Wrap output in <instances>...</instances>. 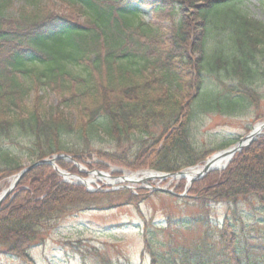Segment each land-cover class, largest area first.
I'll list each match as a JSON object with an SVG mask.
<instances>
[{
  "label": "trees",
  "instance_id": "obj_1",
  "mask_svg": "<svg viewBox=\"0 0 264 264\" xmlns=\"http://www.w3.org/2000/svg\"><path fill=\"white\" fill-rule=\"evenodd\" d=\"M27 1L13 8L11 0H0V183L23 168L9 145L25 148L32 161L78 155L85 150L69 149L65 136L77 134L87 145L101 130L120 143L135 139L130 156L98 152L133 170L177 172L204 162L215 149L200 148L192 132L208 70L231 82L221 79L224 99L208 91L202 110L235 113L243 101L258 103L264 23L244 14L237 0ZM139 6L150 7L156 22L142 20ZM211 25L226 35L209 55ZM43 87L56 92L58 105L45 108L38 95ZM225 102L233 108L226 110ZM67 109L77 110V122ZM104 195L63 182L50 164L39 165L25 172L1 205L0 245L30 260L42 224ZM188 197L201 207L194 221L202 225L210 224L212 204L237 207L254 197L264 214V136L237 152L220 173L194 182ZM229 211L217 226L220 251L201 246L172 258L153 253L152 264H264V244L246 237L245 243H254L244 245L242 218L235 208Z\"/></svg>",
  "mask_w": 264,
  "mask_h": 264
},
{
  "label": "rangeland",
  "instance_id": "obj_2",
  "mask_svg": "<svg viewBox=\"0 0 264 264\" xmlns=\"http://www.w3.org/2000/svg\"><path fill=\"white\" fill-rule=\"evenodd\" d=\"M52 1L60 4L58 0ZM10 3L13 8L29 4L27 0H11ZM237 3L244 14L264 23V0H237ZM139 12L140 18L145 22H156L157 18L150 7L139 6ZM216 21L217 19H214L215 23ZM222 32L223 30L217 29L216 25H211L207 38V54H212L221 37L226 35ZM262 65L264 66V61ZM81 69L76 68V72H81ZM221 79L227 84L231 82L216 71L208 70L205 73V93L196 100L199 110L195 115V127L193 128L195 130L192 132L196 138L195 143L200 148L209 151L215 149L204 161L209 160L212 155L219 153L222 149L234 145L238 140L240 141L257 124L264 123V82L257 87V92L260 94L258 103L243 101L241 107L240 105L235 106L237 110L235 113H229L227 110L229 107L233 108L231 102L221 104L227 112L218 108L217 110H202L208 91L214 95L219 94L220 99L227 97ZM40 90L38 95L44 97L45 108L50 109L51 106L58 105L59 98L56 92L48 87ZM208 99L212 97L208 96ZM66 113L74 122L78 121L77 110L67 109ZM65 137V145L69 149L85 150L84 153L75 155L77 156L75 160H78L82 168L81 174L85 178L91 177L90 172L94 170L110 173L113 178L115 177L114 179L124 174L142 176L144 172L157 171L149 167L133 170L121 162L107 159L111 155L112 158L130 156L135 150L133 146L136 144L135 139L120 143L110 139L102 130L100 136L92 134L87 145L79 139L77 134ZM18 141L21 145L28 142L24 139ZM226 144L228 145L224 146ZM8 147L13 154L21 158L23 168L32 163L25 148L17 144ZM99 151L105 152L106 156L109 155L107 157L99 155ZM79 157L82 158L78 159ZM63 161L69 166L59 165L62 169L73 174L80 173L75 162ZM216 171L220 173L222 170ZM17 174L7 176L1 181L0 193L10 187V183ZM60 178L62 180V177ZM68 184L80 185L72 182ZM82 186L87 191L86 186ZM152 187L168 188L182 194L187 189V180H176L170 177L164 180L156 178L151 180L150 186L142 182L121 181L109 184L104 179L96 181L93 183V189L91 188L88 192L105 194L100 200L79 207V210H74L73 213L55 216L42 224L40 237L29 249L30 260L8 254L4 252V246L0 245V264H152L153 253L160 257L172 258L177 251H182L181 249L194 251L192 249L201 246L204 250L210 247L213 249L212 253H217L220 251L216 238L217 226L219 223L222 224L224 215H227L230 208H235L242 218L240 222L243 227L240 226L243 230H240V233L244 245L254 243V241L245 243L246 237L256 238L260 245L264 244L262 239L264 214L256 198L242 200L236 204L237 207L225 203L212 204L209 213L210 224L202 225L194 221L195 217L201 216L203 211L201 207L195 205L192 198L154 191ZM187 193L189 194V191ZM130 197L133 200H130ZM229 214H231L230 211ZM184 221L190 222L187 224ZM146 237L149 239L150 246L146 245ZM248 249L250 250V247ZM249 253L253 251L250 250Z\"/></svg>",
  "mask_w": 264,
  "mask_h": 264
},
{
  "label": "water",
  "instance_id": "obj_3",
  "mask_svg": "<svg viewBox=\"0 0 264 264\" xmlns=\"http://www.w3.org/2000/svg\"><path fill=\"white\" fill-rule=\"evenodd\" d=\"M262 127H264V123L261 124ZM261 132L259 134H256V132L254 130H252L250 133H248L245 137L241 138L240 141H238L235 145L225 149V150H222L220 151L219 153H216L215 155L211 156L209 158V160L207 159L205 164H204V169L199 172V174H196V176H194L191 181L189 182L190 185L203 178L205 175H207L208 173H210L211 171L213 170H217V168L214 167L218 157H227L228 158V161L226 163V165L223 167L226 168L227 165L230 163V161L232 160L233 156L241 151L243 148L247 147L248 145H250L253 141H255L259 136L261 137ZM60 158H66L68 160H73L75 159L74 156L72 155H69V154H60L59 155H54V156H51V157H47V158H44V159H39L37 161H34L33 163L29 164L28 166L24 167V169H22L20 172H18V174L14 177V180L12 183H10V187L6 190H4L2 193H0V205H2V203L5 201V199L10 196V194H12L15 190V188L17 187L18 183L20 182V180L23 178L25 172H28L29 170L39 166V165H42V164H50L54 167L55 170H57L59 172V174L63 173V171H61V168L57 165L56 163V160H60ZM187 171V170H182V171H179L177 173H162V179H166L168 176H177V175H180L182 177L183 176V173ZM68 175L70 176H74L73 173H70V172H67ZM92 173H96L98 175H103L104 173L101 172V171H95V172H92ZM78 177V176H77ZM82 177V176H81ZM82 179H85V178H82ZM148 179H151V178H148ZM148 179L144 180V182H148ZM65 182H68L66 179H64ZM82 184H85L84 182H81ZM154 191H161V192H168V193H175L174 190H171V189H166V188H162V187H153ZM87 191H91V188H89L87 186ZM185 194V193H184ZM182 194V195H184ZM0 209H1V206H0Z\"/></svg>",
  "mask_w": 264,
  "mask_h": 264
},
{
  "label": "bare ground",
  "instance_id": "obj_4",
  "mask_svg": "<svg viewBox=\"0 0 264 264\" xmlns=\"http://www.w3.org/2000/svg\"><path fill=\"white\" fill-rule=\"evenodd\" d=\"M252 130H254L256 132V134H259L260 132H261V134L264 133L263 132L264 131V127H262V125L260 123L257 124L254 127V129H252ZM216 159H217V161H216L214 167L219 169V171H220L226 165V163L228 161V158L227 157H218ZM203 169H204V164L200 165V166L198 165L196 167H193V168L185 171L183 173L184 177H182L180 175H177V176H174V177L168 176L167 178L170 177V178L176 179V180H181L182 178H185L187 180V182H190L191 179L194 176H196V174H199V172H201ZM61 171H63V173L61 175L67 181H69V182L72 181V182H74L76 184H81V182H84L88 186H93V183H95L96 181H99V180H103V179H104V181H106L109 184L110 183L114 184V183L121 182V181L139 182L142 179H148V178H151L153 180H155L156 178L159 179V180H162V177H161L162 174L156 173V172H149V171L148 172H144L142 174V176L140 174H132V175H126V177H121V178H117V179L110 178L108 174H103V175L99 176L96 173H93L91 175V177L88 178V179H82L84 177H81V175H79V174H74V176H70V175H68L67 171H64L62 169H61Z\"/></svg>",
  "mask_w": 264,
  "mask_h": 264
}]
</instances>
